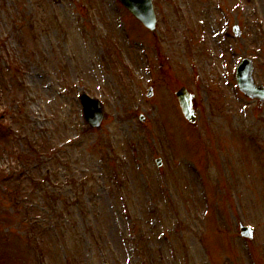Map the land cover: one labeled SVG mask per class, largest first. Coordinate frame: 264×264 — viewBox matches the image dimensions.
Listing matches in <instances>:
<instances>
[{
	"label": "rangeland",
	"instance_id": "obj_1",
	"mask_svg": "<svg viewBox=\"0 0 264 264\" xmlns=\"http://www.w3.org/2000/svg\"><path fill=\"white\" fill-rule=\"evenodd\" d=\"M153 2L152 33L118 0H0V264H264V102L235 79L264 84V0Z\"/></svg>",
	"mask_w": 264,
	"mask_h": 264
},
{
	"label": "water",
	"instance_id": "obj_2",
	"mask_svg": "<svg viewBox=\"0 0 264 264\" xmlns=\"http://www.w3.org/2000/svg\"><path fill=\"white\" fill-rule=\"evenodd\" d=\"M134 15H136L145 26L150 30H154L156 18L154 14L152 0H120ZM238 34V32H236ZM238 72V80L240 87L250 96H258L264 98V87L255 86L252 78V65L250 62H244ZM179 104L186 119L190 123H195L196 115L192 107L193 95L189 93L185 87H181L176 91ZM83 104V113L85 119L92 127H100L103 118V106L97 98H91L84 92L80 95ZM160 162V160H158ZM241 233L251 236L249 227L240 224Z\"/></svg>",
	"mask_w": 264,
	"mask_h": 264
}]
</instances>
